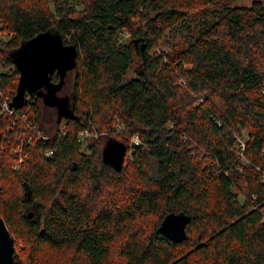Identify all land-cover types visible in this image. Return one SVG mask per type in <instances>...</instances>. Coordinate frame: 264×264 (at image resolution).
<instances>
[{
  "label": "trees",
  "instance_id": "1",
  "mask_svg": "<svg viewBox=\"0 0 264 264\" xmlns=\"http://www.w3.org/2000/svg\"><path fill=\"white\" fill-rule=\"evenodd\" d=\"M48 30L76 47L71 114L31 96L9 114L12 52ZM179 211L174 242L158 226ZM0 217L14 264H264V0H0Z\"/></svg>",
  "mask_w": 264,
  "mask_h": 264
},
{
  "label": "water",
  "instance_id": "2",
  "mask_svg": "<svg viewBox=\"0 0 264 264\" xmlns=\"http://www.w3.org/2000/svg\"><path fill=\"white\" fill-rule=\"evenodd\" d=\"M75 58V45L65 44L56 31L41 32L22 42L12 52L19 75L10 107H21L27 102L26 94L35 92L36 96L43 98L45 105L58 107L59 117L70 116L72 110L68 104V96H58L56 91L61 87L66 72L75 67ZM55 72L59 77L56 83L51 80V74ZM125 152L124 143L110 138L102 148V160L119 170L123 165ZM31 215L30 212L29 216ZM189 218L183 211L170 212L161 220L158 231L174 242L181 241L186 237L185 226ZM12 237L4 219L0 217V264H14Z\"/></svg>",
  "mask_w": 264,
  "mask_h": 264
},
{
  "label": "rangeland",
  "instance_id": "3",
  "mask_svg": "<svg viewBox=\"0 0 264 264\" xmlns=\"http://www.w3.org/2000/svg\"><path fill=\"white\" fill-rule=\"evenodd\" d=\"M230 1L232 2V5H250L253 0H230ZM201 15L200 16H201V19L202 20H201L200 26L207 25V23L209 24L210 21H213V20L216 19L217 15H218V8H212L209 11H207L206 13L205 12L202 13ZM188 21H189L188 22L189 25H187L188 27L186 28V26H185V27L181 28L178 31V33L176 34L177 35V38H180L181 37V40L182 41H184V40L189 41V39L192 36H194V33L196 31L194 29L195 26L198 25V20H195L194 17H192ZM140 63H141L140 62V58L137 55L134 56L133 57V60H132V62L130 64V66H129L126 79L128 77H132V76L136 75V72H137L136 70H139L141 68V64ZM73 75H74V70H72L70 73H68L66 75V83H67L66 91H67V93H69V91H70V87H71L70 83L72 81ZM46 124L47 123H45V125ZM116 128L119 130V126H117ZM242 133H244V132H242ZM237 140L239 141V143L240 142H243L244 141L243 135L238 136V139ZM131 159L132 158L129 155L128 150H127V152H126V154L124 156V160L125 161L126 160H129L130 161ZM17 246L22 247L23 246L22 242L21 241H18L17 242ZM66 255H67V253L65 254L64 258L57 257L58 264H63V262H64V260L66 258Z\"/></svg>",
  "mask_w": 264,
  "mask_h": 264
},
{
  "label": "built area",
  "instance_id": "4",
  "mask_svg": "<svg viewBox=\"0 0 264 264\" xmlns=\"http://www.w3.org/2000/svg\"><path fill=\"white\" fill-rule=\"evenodd\" d=\"M11 99H12V97H5V100L1 104V107L4 108L6 111H8L9 114H13V111H14V108L10 107ZM97 136H98V133L96 131L92 132L88 128H84V129L80 130L79 133H78V139L79 140H85V139H88V138H97ZM138 143H140V140H139L138 136L137 135H132L131 140L129 142V145L126 146V152L128 150V153L130 155L132 153L133 146L137 145ZM240 143H241L240 145L243 146L242 145L243 143L242 142H240ZM126 152H125V154H126ZM16 153L20 154L18 162H21L26 157V156H23L21 154V148H18L16 150ZM46 154L50 155L51 154V150H48Z\"/></svg>",
  "mask_w": 264,
  "mask_h": 264
},
{
  "label": "flooded vegetation",
  "instance_id": "5",
  "mask_svg": "<svg viewBox=\"0 0 264 264\" xmlns=\"http://www.w3.org/2000/svg\"><path fill=\"white\" fill-rule=\"evenodd\" d=\"M72 70H73V69L68 70V71L66 72V74H65L64 77H63V81H62V85H61V87L56 91V94H57L58 96H68V104H69V106H70V103H71V101H70V91H69V93H67V91H66L67 84H65V81H66V75H67L68 73H70ZM54 74L57 76V80H56V81L52 80V81L56 83V82H58L59 77H58V75L56 74V72H55ZM70 89H71V87H70ZM42 90L45 91L44 89H42ZM30 96H31V97H34V98H39L40 101L42 102V104H43L44 106L48 107V109H50L49 111L52 112L53 117H55L56 120H59V119L62 118V117H59L60 115H59V111H58V107H57V106L45 105V104L43 103V98H42L41 96H36V95H35V92H32L31 94H26L27 101H28V99H30Z\"/></svg>",
  "mask_w": 264,
  "mask_h": 264
}]
</instances>
